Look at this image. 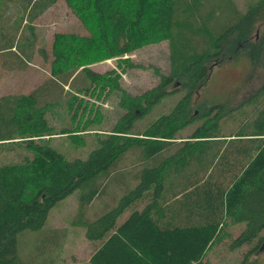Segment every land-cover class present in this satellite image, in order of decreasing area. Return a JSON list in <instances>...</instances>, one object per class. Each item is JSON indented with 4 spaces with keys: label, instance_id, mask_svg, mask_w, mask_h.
Returning <instances> with one entry per match:
<instances>
[{
    "label": "trees",
    "instance_id": "trees-1",
    "mask_svg": "<svg viewBox=\"0 0 264 264\" xmlns=\"http://www.w3.org/2000/svg\"><path fill=\"white\" fill-rule=\"evenodd\" d=\"M58 1L0 0L4 69L25 71L46 52L35 21ZM63 1L83 31L54 33L42 83L26 94L0 96V264H61L64 232L34 236L74 194L78 215L70 224L99 243L89 264H210L217 242L234 231L231 250L246 249L232 264H264V85L260 100L233 114L220 105L192 106L215 67L242 56L258 60L264 0L245 12L233 0L218 9L204 0ZM163 42L169 71L155 69L157 85L141 95L129 94L114 71L89 68ZM179 91L168 114L134 132L164 94ZM113 96L123 114L109 134L97 137L87 159L68 161L42 144L56 135L50 110L67 106L76 116L84 105L81 115L90 109L95 118L98 107L85 97L100 104ZM198 121L191 135L180 137ZM87 123L74 133L89 130ZM97 199L104 212L91 220L85 209ZM29 245L34 253L22 254Z\"/></svg>",
    "mask_w": 264,
    "mask_h": 264
},
{
    "label": "rangeland",
    "instance_id": "rangeland-1",
    "mask_svg": "<svg viewBox=\"0 0 264 264\" xmlns=\"http://www.w3.org/2000/svg\"><path fill=\"white\" fill-rule=\"evenodd\" d=\"M72 1L78 2L77 0ZM204 1L212 4V9H218L222 6L229 7L224 0ZM258 1L233 0L242 12H245ZM35 31L38 34L39 43L43 45L46 52L36 55L35 61L33 60V62L29 63L30 65L25 71L6 70L4 69L5 65L0 63V96L26 94L39 86L48 75L47 63L49 62L50 44L53 34L56 32L79 33L83 31V28L77 16L67 8L66 2L59 0L35 21ZM255 35L256 37L264 35V28H260V32L257 29ZM261 51L255 63H253L250 57L245 58L242 56L237 61L215 67L211 71L210 82L207 90L204 91V96H195L192 99L194 109L202 103H204V107L208 105L209 107L220 105L224 110L234 108L226 112L227 114H233V112L247 106L250 102L253 101L255 103L260 100L262 90L259 92L258 90L264 85V50ZM89 68L99 74L114 71L121 77L119 81L120 85L129 94L132 96L141 95L157 85L159 79L157 73H155V69L160 74L168 73V44L163 42L136 49L124 56L99 59L92 62ZM182 95V91L173 95L164 94L160 99L161 103L159 102L154 105L149 113L136 121L134 132H142L159 116L168 114ZM248 98L250 99L247 100ZM84 101L90 107H98L97 117L94 118V111H90V109L84 115H81L84 105H82L76 116H74V112L67 111V106L60 109H52L47 113L49 123L54 128L56 135L48 138L45 137L42 140V144L46 143L68 161L87 159L89 153L97 146V137H104L109 134L118 122L119 117L123 114V110L118 107L116 96L100 104H97V101L89 97H85ZM223 120V122L229 125L228 119L227 121L226 118ZM87 121L89 123L86 126L89 130L75 134L74 129H81ZM199 124L200 121L188 125L180 132V137L191 135ZM223 128L227 129L228 126L223 124ZM63 132L67 133L63 134ZM17 148L18 146L15 148V151ZM127 161H129V158H127ZM129 165V163L126 165L127 168L131 166ZM109 199L110 197L106 202H109ZM103 205L104 203L101 199L95 200L85 209L86 216L94 220L96 217L102 215L104 212ZM77 211V194L68 196L51 210L46 227L34 236L39 237L40 235V238H44L54 229L64 232L65 241H61V244H64L62 252L63 261L61 264H89L90 255L99 246V243H90L86 240L83 228L70 224L73 216L75 214V216L78 215ZM126 216L127 214L119 222ZM237 234L238 232L234 231L230 235H223L222 239L217 242L216 250L208 257L210 264H232L239 259L238 256H242V252L246 248H242L236 254L237 251L233 252L229 246ZM46 241L50 242L53 239L47 238ZM20 252L28 255L33 254L34 247L29 245L25 249L20 248ZM34 264H37V261H34Z\"/></svg>",
    "mask_w": 264,
    "mask_h": 264
}]
</instances>
